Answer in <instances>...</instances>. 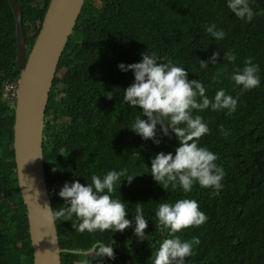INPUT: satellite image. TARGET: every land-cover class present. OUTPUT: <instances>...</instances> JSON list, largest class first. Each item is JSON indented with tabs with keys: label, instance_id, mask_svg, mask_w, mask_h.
<instances>
[{
	"label": "trees",
	"instance_id": "1",
	"mask_svg": "<svg viewBox=\"0 0 264 264\" xmlns=\"http://www.w3.org/2000/svg\"><path fill=\"white\" fill-rule=\"evenodd\" d=\"M22 12L26 52H30L50 0H17ZM253 11L260 13L251 22L237 18L227 7V0H86L75 29L60 58L45 110L43 161L46 182L54 210L64 206L58 195L63 185L78 180L91 183V176L103 178L108 171L127 168L136 176L129 185L122 177L113 199L126 203L133 220L135 206L143 204L151 239L133 237V226L124 234L134 239V246L123 255L114 248L113 264H153L163 240L153 224V210L168 199H194L208 217L199 228L185 229L176 235L184 240L198 236L186 264H264V0H249ZM215 24L225 32L216 40L205 29ZM155 52L167 57L188 72V79L202 81L212 98L223 88L238 97L236 111L202 112L194 110L208 124L210 133L199 146L216 154L217 165L225 176L218 195L214 189L195 185L185 193L180 187L164 190L151 176V159L160 152L175 155L178 141L163 137L157 146L131 131L140 109L123 103V91L134 83L131 71L118 65L142 61V53ZM220 52L217 64L200 68V60H209ZM235 56L229 63L226 52ZM251 58L258 64L260 86L241 93L229 78L233 69ZM15 22L7 0H0V264H33L26 209L18 190L14 163L13 110L15 100L3 97L2 84L15 80ZM166 62V61H165ZM227 69L220 82L214 83L217 70ZM107 96H112L108 99ZM223 126L230 134L225 137ZM159 125L157 137L160 138ZM141 158L135 159L134 153ZM149 182L143 187L139 181ZM71 221L55 222L60 249L88 251L97 242L108 245L120 232L107 230L80 233ZM96 233V234H95ZM110 234V235H109ZM112 235V236H111ZM121 250L124 252L123 247ZM134 253V254H132ZM87 259L89 264H106L95 255L63 252L61 264Z\"/></svg>",
	"mask_w": 264,
	"mask_h": 264
},
{
	"label": "clouds",
	"instance_id": "2",
	"mask_svg": "<svg viewBox=\"0 0 264 264\" xmlns=\"http://www.w3.org/2000/svg\"><path fill=\"white\" fill-rule=\"evenodd\" d=\"M227 7L237 18L245 22H251L254 16L260 14L253 11L249 0H227ZM205 31L216 40H223L226 35L223 30H217L214 23L208 25ZM28 54L29 52H26V55ZM141 55V62L118 65L120 71H131L134 74V83L123 91L122 102L133 109H140L142 117L147 118L136 116L130 130L145 141H153L157 146L162 142L163 137L171 139V134H174L178 141L175 155L171 152L167 154L160 152L151 159V176L164 190L169 187L172 189L180 187L183 192L189 193L198 184L201 188L214 189L213 195H218L225 172L216 163L219 157L206 147L199 146L200 139L209 134L210 129L203 117L193 115V112L194 110L202 112L211 108L212 111L227 110V114L231 116L236 111L238 97L234 98L226 94L221 88L216 91L214 97L210 98L202 81H189L188 72L174 64L171 59L161 58L155 52L150 53L149 50ZM219 56L220 52L217 51L209 60H200V68L203 70L209 64H217ZM223 59L233 63L236 58L229 51L224 53ZM18 70L20 74V69ZM259 71V65L253 63L251 58H247L244 66L233 69L229 78L240 87V94H243L260 86ZM226 72V68L217 70L213 82H220ZM18 77L3 82L1 87L3 97L15 100ZM107 97L112 98V96ZM158 125L162 133L160 138L157 137ZM219 131L225 137L230 134L222 125ZM134 158L137 160L141 158L139 151L134 153ZM122 177H126L123 180L130 185L136 176L128 175V170L125 168L121 171H108L103 178L92 175L91 183H87V186L82 185L78 180L72 183L66 182L58 193L65 201L64 206L59 207L58 210H54L48 204L43 208L40 207L43 223L55 229L57 220L71 221L75 215L78 223L72 226L80 233L107 230L123 233L134 223L133 235L139 241L151 239L145 231L148 222L143 213V204H136L133 221L126 219L128 215L126 203L121 199L112 198L117 186L121 185ZM207 219L194 199L184 197L168 199L155 206L153 224L156 225L159 234L168 239L160 244L153 264H186L185 258L193 254L194 246L200 245L201 241L198 236L184 240L176 234L185 229L199 228L207 222ZM262 241L264 242V238ZM92 252L98 258L115 259L112 245L99 243L94 245ZM81 254L88 255V253ZM77 264H89V261L84 259Z\"/></svg>",
	"mask_w": 264,
	"mask_h": 264
},
{
	"label": "water",
	"instance_id": "3",
	"mask_svg": "<svg viewBox=\"0 0 264 264\" xmlns=\"http://www.w3.org/2000/svg\"><path fill=\"white\" fill-rule=\"evenodd\" d=\"M15 22L16 60L20 69L13 109L14 163L19 194L26 209L33 264H61L57 228L43 223L41 208H51L43 161L45 110L63 51L86 0H50L39 32L26 55L22 12L17 0H7Z\"/></svg>",
	"mask_w": 264,
	"mask_h": 264
},
{
	"label": "flooded vegetation",
	"instance_id": "4",
	"mask_svg": "<svg viewBox=\"0 0 264 264\" xmlns=\"http://www.w3.org/2000/svg\"><path fill=\"white\" fill-rule=\"evenodd\" d=\"M124 233H125V231L123 233H119V234L114 235L113 238L109 241L108 245H112V246H114V248L115 247H118V250L121 253H123V255H128L127 250L128 249H132V247H130V246H134L135 243H134V239L131 236H129L127 234H124ZM134 236L135 235H133V237ZM99 243L100 242H97L94 245H97ZM94 245L91 246V249L90 250H88V251H81V252H89L88 255L91 257V255H94V253L92 252V249H93ZM121 247H123L124 252L121 250ZM62 250L68 251L66 249H62ZM132 254H134V253H132ZM114 260H110L109 262H106V257H103V261L106 262V264H113ZM76 262H78V261H76Z\"/></svg>",
	"mask_w": 264,
	"mask_h": 264
},
{
	"label": "rangeland",
	"instance_id": "5",
	"mask_svg": "<svg viewBox=\"0 0 264 264\" xmlns=\"http://www.w3.org/2000/svg\"><path fill=\"white\" fill-rule=\"evenodd\" d=\"M139 184L141 185V187H143L145 184L150 185L149 182H142L141 180L139 181ZM74 264H77V262H75Z\"/></svg>",
	"mask_w": 264,
	"mask_h": 264
}]
</instances>
